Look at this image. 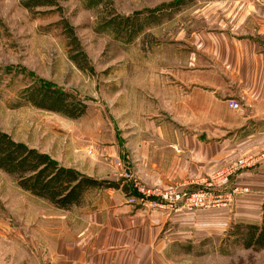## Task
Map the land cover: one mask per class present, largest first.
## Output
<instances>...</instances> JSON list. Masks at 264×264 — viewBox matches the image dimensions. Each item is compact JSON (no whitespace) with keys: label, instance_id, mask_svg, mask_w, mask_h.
I'll list each match as a JSON object with an SVG mask.
<instances>
[{"label":"rangeland","instance_id":"1","mask_svg":"<svg viewBox=\"0 0 264 264\" xmlns=\"http://www.w3.org/2000/svg\"><path fill=\"white\" fill-rule=\"evenodd\" d=\"M28 1L0 0V128L81 173L129 182L123 175L129 167L142 184L156 186L145 184L152 181L146 173L138 176L150 162L135 158V142L141 141L136 133L141 132L149 158L151 143L160 141L157 130H182V124L171 122L156 94L165 89L167 68L182 67L196 48L192 34L215 29V5L221 0H55L53 5H26ZM149 10L151 17L145 18ZM136 15L140 29H135ZM39 83L71 92L86 103L85 111L70 117L27 101L26 90ZM122 145L124 152L132 153L126 161ZM214 176L188 190L157 186L194 192L212 186L207 184ZM225 181L212 187L227 193L232 187L226 188ZM107 190L91 188L80 205L63 209L23 189L0 168V264H51L50 243L80 229L84 214L108 203ZM233 194L215 206L188 207L183 200L168 203L156 196L127 199L140 207L174 210L179 204L197 219V214H223L221 228L197 236L199 242L193 240V225L187 227L191 233L185 239L190 242H174L169 253L175 259L189 264H263L262 248L242 244L246 222L228 218ZM164 215L162 231L180 232L182 221Z\"/></svg>","mask_w":264,"mask_h":264},{"label":"crops","instance_id":"2","mask_svg":"<svg viewBox=\"0 0 264 264\" xmlns=\"http://www.w3.org/2000/svg\"><path fill=\"white\" fill-rule=\"evenodd\" d=\"M215 21L214 30L192 34L196 48L182 67L167 68L165 89L156 96L164 101L171 122L182 124V130H157L160 141L151 143L154 152L149 158L144 155L147 148L141 132L136 133L141 141L135 142V158L150 162V168L138 176L146 173L152 181L145 184L150 186L188 190L202 186V180L240 156H252L253 164L226 178V188H240L227 214L234 222L259 223L264 203V3L221 0L215 5ZM230 99L239 107L230 106ZM124 151L122 145L123 160L132 154ZM107 191L108 203L84 214L80 229L50 243L51 264H189L169 253L174 242H190L185 237H190L191 225L193 240L199 242L197 236L220 229L224 218L197 214V219L178 203L174 210L150 204L140 207L129 202L121 188ZM164 214L182 221L180 232L162 231ZM194 218L197 221L188 225Z\"/></svg>","mask_w":264,"mask_h":264},{"label":"trees","instance_id":"3","mask_svg":"<svg viewBox=\"0 0 264 264\" xmlns=\"http://www.w3.org/2000/svg\"><path fill=\"white\" fill-rule=\"evenodd\" d=\"M186 0H174L170 4H182ZM26 5L56 4L55 0H30ZM153 10V9H152ZM152 10L145 18L151 17ZM129 20V17H126ZM140 29L141 21L136 15L134 18ZM155 21V20H153ZM69 30H72L69 28ZM72 58L77 61L76 56ZM32 104L62 112L70 117L81 115L86 103L69 91L56 88L52 85L39 83L30 86L24 95ZM0 168L11 174L23 189L47 199L56 207L70 209L80 205L84 194L95 187H114L123 189L127 195H137L138 192L129 182L93 177L81 173L73 167H67L52 158L48 153L24 142L14 139L0 128ZM240 224H236L239 226ZM247 230L242 235V244L245 247L259 249L264 247V203L261 208L259 223H246Z\"/></svg>","mask_w":264,"mask_h":264},{"label":"built area","instance_id":"4","mask_svg":"<svg viewBox=\"0 0 264 264\" xmlns=\"http://www.w3.org/2000/svg\"><path fill=\"white\" fill-rule=\"evenodd\" d=\"M264 3V0H261ZM229 105L235 108L239 107L238 101L230 99ZM252 156H240L234 161L230 162L223 170H219L217 175L212 177L213 179L208 182L207 185H217L218 182L224 181L228 175L237 172L241 168L253 164ZM123 175L126 180H128L131 185L138 192L141 199H144L146 196H156L165 199L168 203H175L179 200H183V203L188 207L192 206H215L223 204L225 201H228L231 197V194L239 191V186H233L230 191L223 193L212 186H208L205 189L195 190L194 192H185L184 190L179 189L176 186H153L147 187L134 175L129 167L125 168ZM218 178V179H217ZM217 179V182L215 181ZM136 195L130 197V200H134ZM150 202L157 203L155 199H150Z\"/></svg>","mask_w":264,"mask_h":264}]
</instances>
